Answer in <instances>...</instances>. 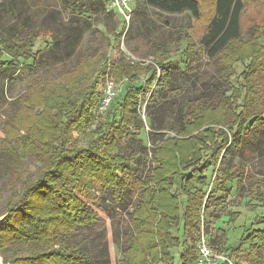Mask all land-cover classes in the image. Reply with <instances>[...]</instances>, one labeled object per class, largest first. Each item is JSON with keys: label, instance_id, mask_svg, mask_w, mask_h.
Wrapping results in <instances>:
<instances>
[{"label": "trees", "instance_id": "16d2710c", "mask_svg": "<svg viewBox=\"0 0 264 264\" xmlns=\"http://www.w3.org/2000/svg\"><path fill=\"white\" fill-rule=\"evenodd\" d=\"M87 1L98 8L109 0ZM200 1L142 0V12L134 9L128 15L142 13L138 17L145 26L149 8L169 15L189 12L198 24ZM251 1L255 5L264 2ZM69 2L76 6L79 0ZM246 3L249 0H209L211 16L201 35L196 36L191 26L179 30V41L185 48L178 62L191 68L205 58L226 81L215 84L211 92L201 89L181 105L172 99L171 52L157 40L151 42L145 55L147 64L118 60L113 66L115 62L107 55L78 52L70 71L56 81L37 83L16 99L3 126L0 154L14 164L34 158L42 168L34 182L12 193L1 215L0 257L5 264H83L79 247L65 241L78 227L92 223L86 188L110 190L120 200L128 184V168L136 158L133 153L125 158L117 141L124 136L142 143L139 137L147 123L154 144L151 169L149 178L135 185L139 195L129 216L125 264H175L172 249H177L176 264H194L201 217L213 202L228 199L240 181L235 166H224V156L243 151L258 138L264 125L262 27L254 26L249 38L242 40L240 18ZM21 29L13 25L0 32V65L18 68L20 59L34 63L39 54L33 49L39 40L47 35L51 46L55 43L52 32L41 26L24 29L23 35ZM126 30L123 20L119 30L113 28L112 42H119ZM108 67H114L113 77L121 90L101 116L95 114L99 106L97 85ZM125 81L128 85L123 87ZM155 86L159 92L150 96L147 106L162 107L169 117L166 125L156 126L151 117L145 125L140 117L141 96ZM96 121L98 136L87 138V128ZM160 130L168 133L153 139L154 132ZM83 139H87L85 147L79 146ZM245 206L263 210L252 216L255 223L237 225L238 237L250 242L246 256L260 262L257 252L264 245V187ZM239 216V211H231L226 223L235 224ZM238 239L227 236L219 254L236 260L244 252ZM20 243L35 251L6 260L3 249Z\"/></svg>", "mask_w": 264, "mask_h": 264}, {"label": "rangeland", "instance_id": "374dc122", "mask_svg": "<svg viewBox=\"0 0 264 264\" xmlns=\"http://www.w3.org/2000/svg\"><path fill=\"white\" fill-rule=\"evenodd\" d=\"M115 1H106V5L97 8L87 0H79L76 6H72L69 0H0V32H6L14 25L23 28L21 29L23 35L24 29L32 31L35 26H41L52 32L51 37L55 41L51 46L50 37L46 35L37 42L33 52H38L39 56L34 63L32 60L24 63L20 59L18 68L7 63L0 65V143L3 138L4 123L12 114L16 99L32 91L37 83L56 81L62 73L70 71L77 62L78 52L107 55L111 58V63L115 62L113 66L117 65L118 60L147 64L148 59L145 55L150 51L151 42L157 40L164 43L171 52L169 68L172 72V88L175 92L172 99L178 105L190 100L201 89L211 92L215 84L226 83L205 58L200 59L199 64L191 68H184L178 62L182 59L181 50L185 48V44H180L178 32L182 28L191 26L196 36L201 35L203 25L208 23L211 16V8L207 7L209 0L200 1L202 13L198 24L194 23V18L189 12L169 15L149 8V13L144 15L145 26L138 17L142 13L131 15L128 22L123 17V12H132L134 9L142 12V0H123L126 1L125 6L120 4L121 0H117L118 5ZM203 1H206V4ZM123 20L127 23V30L119 42H112V30L114 27L119 30ZM257 25L262 27L259 42L264 45V2L255 5L249 0L240 18L242 40L248 39L252 29ZM134 50L137 54L133 52ZM7 58L5 56L4 60ZM113 69L114 67H108L104 79L97 85L99 103L106 83L115 82ZM202 72L205 74L203 77ZM202 81L205 82L204 85H200ZM260 83L264 102V69L260 75ZM126 85L128 82L125 81L123 87ZM158 92L159 87L155 86L146 89L141 96L140 117L145 125L149 117L156 126L166 125L169 120L168 114L162 107L147 106L150 96ZM95 114L104 116V113ZM96 124L97 121L87 128V138L98 136L95 132ZM260 128L258 138L248 144L243 151H235L224 156V166H235V176L239 175L240 181L234 184L233 189L231 188L232 192L228 199L220 204L213 202L209 210L203 214V219L201 217V226L198 229L209 236L214 252L219 253L218 249L227 236L233 239L239 238L240 229L237 225H248L250 221L255 223L252 220L254 213H263L260 208L252 209L245 206L248 200L253 199L255 192L262 191L264 187V125ZM149 131L150 127L147 123L145 132L139 137L142 143L132 138L124 139V136L117 141L122 146L120 151L125 158H128V153H133L136 158L128 168V184L125 185L120 200L115 198L110 190L99 192L90 187L86 188L92 223L78 227L65 241L68 245L79 247L84 257L83 264H125L124 252L131 231L129 216L139 195L135 185L137 181L147 180L151 169L154 144L152 140L150 141L152 134ZM166 133L168 132L155 131L153 139H159ZM86 140H81L79 146L85 147ZM41 168L42 164L34 158H24L19 164H14L0 154V217L5 212L12 193L14 191L19 193L25 184L34 182ZM209 173L211 172L207 173L208 176ZM231 211H239L240 216L235 224L228 225L226 222ZM238 240L244 252L239 254L236 260L229 259L231 263L264 264V245H261L257 252L260 260L258 262L251 256H246L250 250V242L244 238ZM32 251L35 249L20 243L12 248L3 249V256L9 260L13 255L24 257ZM172 252L176 264L177 249H172ZM222 255L225 257L224 253Z\"/></svg>", "mask_w": 264, "mask_h": 264}, {"label": "built area", "instance_id": "2783aa9c", "mask_svg": "<svg viewBox=\"0 0 264 264\" xmlns=\"http://www.w3.org/2000/svg\"><path fill=\"white\" fill-rule=\"evenodd\" d=\"M116 4L119 2L116 0ZM120 4L122 6L126 5V1L121 0ZM124 19L128 22L129 15L128 12H123ZM121 90V84H116L113 81H109L106 83L101 101L99 103L97 113L103 114L106 109L109 107L111 102L118 96ZM195 251H196V259L194 264H232L226 257L222 254L214 252L209 242V236H207L203 231L199 233L195 241Z\"/></svg>", "mask_w": 264, "mask_h": 264}, {"label": "water", "instance_id": "95a60500", "mask_svg": "<svg viewBox=\"0 0 264 264\" xmlns=\"http://www.w3.org/2000/svg\"><path fill=\"white\" fill-rule=\"evenodd\" d=\"M3 219H4V216L0 217V224L3 221ZM0 264H5L1 257H0Z\"/></svg>", "mask_w": 264, "mask_h": 264}]
</instances>
